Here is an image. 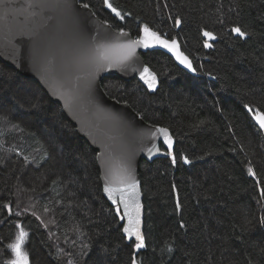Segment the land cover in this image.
<instances>
[{
  "label": "trees",
  "instance_id": "1",
  "mask_svg": "<svg viewBox=\"0 0 264 264\" xmlns=\"http://www.w3.org/2000/svg\"><path fill=\"white\" fill-rule=\"evenodd\" d=\"M82 2L134 37L147 25L178 39L192 59L187 71L161 50L142 52L155 90L136 77L101 79L108 96L174 137L171 156L140 162L145 247L123 235L97 152L61 105L0 60V264L17 224L28 264H132L134 255L137 264H264V134L253 120L264 113V0H109L121 16L104 0Z\"/></svg>",
  "mask_w": 264,
  "mask_h": 264
},
{
  "label": "water",
  "instance_id": "2",
  "mask_svg": "<svg viewBox=\"0 0 264 264\" xmlns=\"http://www.w3.org/2000/svg\"><path fill=\"white\" fill-rule=\"evenodd\" d=\"M84 5L88 4L82 0H0V60L23 76L33 78L52 101L61 105L78 135L97 152L102 193L111 205L120 208L121 216L123 205L114 204L104 188L106 185L123 188L136 182L139 227L143 234L140 162L171 156L174 137L169 128L148 123L128 103L108 96L101 86V79L109 74L125 80L136 77L149 90H155L159 86V77L141 54L148 50H161L181 68L187 71L192 68L181 64L173 52L160 44L137 45L129 52L123 46L141 37L143 29L137 37L124 30L121 34V30L101 20L89 5ZM149 29L162 39L173 40ZM174 39L178 50L193 66L179 40ZM145 68L149 70L145 74L149 79L151 75L155 76L153 88L141 78ZM160 128H166L172 139L171 154L163 133L158 131ZM261 130L264 134V129ZM120 196V192L115 193L117 201ZM122 221L123 235L127 240L136 241L135 237L129 238L123 232L127 218Z\"/></svg>",
  "mask_w": 264,
  "mask_h": 264
},
{
  "label": "snow or ice",
  "instance_id": "3",
  "mask_svg": "<svg viewBox=\"0 0 264 264\" xmlns=\"http://www.w3.org/2000/svg\"><path fill=\"white\" fill-rule=\"evenodd\" d=\"M105 5L111 9L113 13H115L116 16H121V13L117 11L116 8L112 6L111 3H109V0H104ZM84 7H88V5H84ZM122 18V17H121ZM181 24V21L179 18L176 19V25L179 26ZM143 35L139 37L136 40L130 41L129 44L124 45L123 47H126L129 49V52L134 51L135 47L137 45H143L144 47H148L151 44H160L164 48H167L169 51L173 52L176 59L180 61L181 64H184L188 68H192L191 62L188 60L186 56L183 55L178 50L177 42L175 39H173L171 42H169L166 39H162L161 36L149 29L147 25L143 27ZM233 32L238 33L239 36L243 37L246 35L244 31H242L239 27H234L232 29ZM121 34H123V30H121ZM205 37H208L211 40L215 39V36L213 33L205 31L203 33ZM205 47H210L211 45L208 43V40H205ZM194 71V69H193ZM149 73V70L147 68L144 69V72L141 73V78L145 80L146 83H148L150 88L155 87V76L151 75V78L149 79L145 74ZM246 108H248L247 105H245ZM251 111V109H249ZM259 124V127L261 129H264V113L256 112L253 117ZM159 132L163 133L164 135V142L168 146L169 154H171V148H172V139L168 134V130L166 128H160L158 129ZM159 151V149H157ZM185 162L187 161V157H184ZM173 163H175V157H173ZM248 172L251 175H255L253 169L251 167L248 168ZM104 191L109 195V198L112 199L114 204H120L123 205V215L121 216V219L127 218V223L125 224L123 228V232L129 237H135L136 243L135 248L136 249H142L145 247V238L143 234L140 231V204L138 202V190L136 182L133 181L130 184H126L123 188H113L109 186H105ZM120 192L121 196L119 201L116 200L115 193ZM262 196H264V193H262ZM131 201V203H130ZM176 209L179 211L181 209V205L179 202H177ZM117 213L119 214L120 208L118 207L116 209ZM260 224L264 225V216L260 218ZM181 227H184L183 223L180 225ZM17 227L20 228L19 234L16 237V241L8 247L12 250L14 254V259L7 262V264H28V254L26 252H23L21 250V246L24 242L25 237L27 236V233L23 230V228L17 224ZM171 251V249H169ZM132 264H137V261L135 259V255L132 259Z\"/></svg>",
  "mask_w": 264,
  "mask_h": 264
},
{
  "label": "rangeland",
  "instance_id": "4",
  "mask_svg": "<svg viewBox=\"0 0 264 264\" xmlns=\"http://www.w3.org/2000/svg\"><path fill=\"white\" fill-rule=\"evenodd\" d=\"M208 38V37H207ZM209 39V38H208ZM21 250L23 251V252H26V250H25V248H24V246L22 245L21 246ZM15 257H14V254H13V252H12V250L9 248V259L10 260H12V259H14Z\"/></svg>",
  "mask_w": 264,
  "mask_h": 264
}]
</instances>
